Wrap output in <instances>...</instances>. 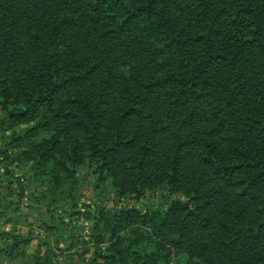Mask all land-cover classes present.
Masks as SVG:
<instances>
[{"label": "trees", "instance_id": "obj_1", "mask_svg": "<svg viewBox=\"0 0 264 264\" xmlns=\"http://www.w3.org/2000/svg\"><path fill=\"white\" fill-rule=\"evenodd\" d=\"M0 113V215L23 182L40 204L37 182L60 195L37 213L65 249L81 167L95 188L172 194L84 211L78 264H264V0H0Z\"/></svg>", "mask_w": 264, "mask_h": 264}, {"label": "rangeland", "instance_id": "obj_2", "mask_svg": "<svg viewBox=\"0 0 264 264\" xmlns=\"http://www.w3.org/2000/svg\"><path fill=\"white\" fill-rule=\"evenodd\" d=\"M1 116V113H0ZM18 129V127L16 128ZM3 164L0 160V194L5 195L4 176L2 175ZM14 173L18 174L23 179L26 177L24 170L20 168L11 167ZM24 191L19 193L18 189L13 191L11 197L18 202V207L15 213L9 215H0V243L4 239H19L21 237L30 236V240L25 245L18 247V252L23 253L22 256L14 257L13 260L3 258V254H0V264H26L30 262L32 256L39 255L45 257L47 254L52 253L55 255L54 259L60 264H78V254L81 248L84 246L90 247V239L88 238L89 227L91 221L85 218L82 213L86 210L92 211L96 205L105 208H123V207H135L138 209H144L145 206L158 209L165 205L170 199L173 198L172 194H169L166 188L154 189L152 191L145 192L140 198L135 199L132 195H120L115 189L105 184L99 188H95L93 175L87 167H81L76 173V184L73 190L72 196H74V203L77 206V210H80V214L72 216L71 230L73 232V240L75 246L65 249L66 242L62 241L59 235L51 229H46V225L41 223L38 217V211L40 217H47V207H52L49 204L51 199L59 200L60 195H50L45 191V187H39L37 182H33L31 187L37 192L34 198L40 197V192L44 194V198L40 204L34 201L30 196L27 189L28 183H22ZM40 184V183H39ZM11 197H7L10 199ZM60 207L56 209L57 215H61L62 212L68 210V204H58ZM57 206V205H56ZM55 207V206H54ZM62 207V208H61ZM36 208V210H34ZM38 208V210H37Z\"/></svg>", "mask_w": 264, "mask_h": 264}]
</instances>
